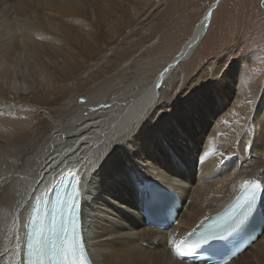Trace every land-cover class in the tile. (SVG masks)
<instances>
[{
    "label": "bare ground",
    "instance_id": "bare-ground-1",
    "mask_svg": "<svg viewBox=\"0 0 264 264\" xmlns=\"http://www.w3.org/2000/svg\"><path fill=\"white\" fill-rule=\"evenodd\" d=\"M223 1L205 14L215 2L206 8L165 67L143 82L144 65L127 63L123 53L122 65L111 57L101 67L96 53L105 46L106 32L116 39L152 0H0V264L17 263L30 199L49 192L62 173L79 175L82 228L93 264H187L173 256L174 241L228 204L245 181L256 178L264 186V177L254 173L264 162V111L250 119L261 96L239 59L213 78L233 90L227 110L222 103L229 92L218 98L222 90L206 88L200 81L204 74L175 100L163 87L199 46ZM148 22L142 27L150 30ZM30 44L39 48L29 49L31 64L22 53ZM230 51L225 50L226 57ZM28 68L32 80L25 78ZM212 68L216 76L218 66ZM78 97L85 102H76ZM195 100L211 113L197 109ZM153 101L156 109H149ZM21 105L44 109L45 115L21 112ZM188 111L202 123L194 137L182 126L189 121ZM154 124L159 131L151 132ZM180 132L194 141H183L188 155L172 149L164 154L154 145L155 133L181 142ZM245 154L250 157L244 159ZM147 179L182 197L177 225L167 231L144 226L137 214L136 185ZM263 241L264 229L248 249L224 264H264Z\"/></svg>",
    "mask_w": 264,
    "mask_h": 264
},
{
    "label": "rangeland",
    "instance_id": "rangeland-1",
    "mask_svg": "<svg viewBox=\"0 0 264 264\" xmlns=\"http://www.w3.org/2000/svg\"><path fill=\"white\" fill-rule=\"evenodd\" d=\"M215 1L216 0H152L149 6L145 8V11L134 20V23L125 28L123 33H121L116 39L110 40L108 32L104 34L102 39L105 46L97 51L96 59L102 67L103 65L110 63L108 62L109 58L118 57L119 63L122 65L121 55L124 53V56L129 57L127 63H133L136 66L144 65L148 68L143 74V82L151 81L157 72L165 67L183 42L190 36L193 28L202 17L206 8ZM164 8L165 10L167 9V11H163ZM162 11L166 14H163ZM263 11L264 0H224L217 10L214 11L207 34L195 49L194 53L186 61L180 63V67L177 69L176 73L172 74L169 78V83L163 84L164 89H167L172 95V99L175 100L178 98L177 95L187 92V90L197 82L196 78L200 74H204L206 79H200V81L206 82V88L211 86L209 88H213V90H217L218 92L219 90L217 88L222 90L221 93H217L219 94L218 98L222 99L221 95L229 92L230 96L222 103V110H227L229 108L230 98L234 95L233 90L231 92V90L222 85V82L216 84L214 79H217L218 75H221L230 64H233L235 59H239V63L247 69L246 73L250 75L254 87L258 88L261 96L259 110H256V108L253 107V113L250 116V119L252 120L257 115H260L261 111H264ZM158 15L161 16L159 21H157L158 24H156L157 22H154L155 19L153 17L156 16L155 18H157ZM151 18L154 20L149 21ZM146 22L149 23L148 26L152 29L147 30V26L142 27ZM138 26L139 30L142 29L140 30L141 33L139 36L136 35ZM14 28L18 30L16 25ZM145 41L147 43L150 41L149 46L146 48L145 45H147V43ZM33 47L39 49L37 46L30 44L22 50L23 55L29 57V49H33ZM229 47L231 48V51L229 56L226 57L225 50ZM111 53H113V55H109ZM103 58L105 61H103ZM28 62L31 64L35 61L29 57ZM116 62L115 58L111 61L113 64ZM213 62L218 66V69H216V76L212 74V67H214V64H212ZM31 69H33V66H31ZM176 74H178V76H176ZM16 77L17 80H21L19 72H17ZM10 78H12V76H10ZM25 78L30 80L33 79L29 76V68L25 73ZM172 81H175V84H173ZM202 86H204V84ZM222 86L225 88L222 89ZM16 90H21V87L18 86ZM23 90L28 92L30 89L25 87ZM23 90L21 91L23 92ZM155 97H157V95ZM80 99L81 98L78 97L76 102L80 103ZM243 105L244 102L242 106ZM257 105L258 104H256V106ZM186 106L188 105H185V107ZM26 107H30L31 110ZM195 107L208 114L212 111L210 107H206L205 103H199L197 100H195ZM149 109H156V103L154 101ZM19 110L21 112L31 111L36 117H39V115H45L44 113L41 114V112L45 111L44 109L35 106L21 105ZM177 115H181V111H179ZM215 116L216 114L212 115L213 118H215ZM143 117L140 120H142ZM188 118L189 121H187V125L182 126L188 129L191 136L194 137L193 132L198 130L202 124L200 123V116L194 112L188 111ZM157 131H159L157 124H154L151 132ZM180 133L179 135H182L181 139H183L181 142L178 141L177 137L174 142L172 140H163L162 135H167L166 133H155L153 136L155 138L154 145H156V148L161 150L164 154L169 153L170 149H172L177 154L181 152L188 155L190 151L186 149L183 141L186 139L189 144L190 141L193 143L194 141L191 137H188L182 132ZM217 146L218 143H215L214 147L217 148ZM154 147L155 146H153L152 151ZM248 155L249 154H245L244 159L247 157L249 158L250 156ZM150 158L152 159L151 156ZM193 160L195 162V157H193ZM193 160L189 159V161H186L184 165L185 168L186 166L189 167V164H191V161ZM192 165V169H194L195 164L193 163ZM252 168L253 166L247 167L243 173L248 172ZM179 170L181 171L180 168ZM254 173L264 177V162L254 168ZM185 179L187 183L191 182L189 177H185ZM102 195L97 196V201L102 198ZM144 243L145 241L142 242V246H146Z\"/></svg>",
    "mask_w": 264,
    "mask_h": 264
},
{
    "label": "snow or ice",
    "instance_id": "snow-or-ice-1",
    "mask_svg": "<svg viewBox=\"0 0 264 264\" xmlns=\"http://www.w3.org/2000/svg\"><path fill=\"white\" fill-rule=\"evenodd\" d=\"M159 88V85L157 86ZM81 97L80 103H84ZM207 155V153H205ZM92 161L86 162L88 167ZM85 167V168H86ZM79 175L71 178L72 191L67 198V214L61 217L59 227L53 226L48 232L43 228H35L27 243L26 264H89L85 256L84 248L81 245L78 230L77 198H78ZM64 180H61L63 183ZM261 191L258 182H245L242 189L243 195L237 198L223 213L210 217V222H202L198 229H194L189 236L195 234L202 239L212 232L226 226L237 213L250 201L255 199ZM195 242H189L186 238L183 245L174 249L176 256H185ZM183 249V250H181Z\"/></svg>",
    "mask_w": 264,
    "mask_h": 264
},
{
    "label": "water",
    "instance_id": "water-1",
    "mask_svg": "<svg viewBox=\"0 0 264 264\" xmlns=\"http://www.w3.org/2000/svg\"><path fill=\"white\" fill-rule=\"evenodd\" d=\"M219 1H220V0H216L215 3L209 8V10L205 12V14L208 13V12L212 9V7H214V5H217V3H218ZM263 12H264V11H263ZM180 58H182V56H180V57L177 58V59H180Z\"/></svg>",
    "mask_w": 264,
    "mask_h": 264
}]
</instances>
